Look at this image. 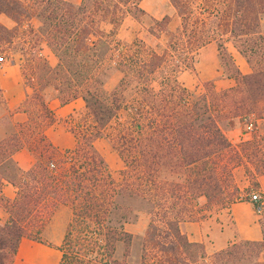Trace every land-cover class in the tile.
I'll list each match as a JSON object with an SVG mask.
<instances>
[{
  "label": "trees",
  "instance_id": "obj_1",
  "mask_svg": "<svg viewBox=\"0 0 264 264\" xmlns=\"http://www.w3.org/2000/svg\"><path fill=\"white\" fill-rule=\"evenodd\" d=\"M142 1L0 0V16L15 24L0 22V51L29 28V46L19 51L31 89L12 111L0 87L6 112L0 116V209L7 214L0 220V264H14L24 238L42 243L38 236L60 207L71 212L60 264H259L264 256V215L262 241L234 242L211 255L180 227L207 219L214 202H236L239 187L228 193L235 169L264 175L263 134L239 144L227 135L237 120L264 121V0H169L180 25L172 30L169 15L151 17L150 34L166 41L159 51L136 41L118 50V60L108 59L123 18L148 16ZM211 43L235 85L218 90L208 81L189 90L177 74L193 68ZM43 44L56 66L37 52ZM229 44L251 73L240 71ZM112 70L123 76L109 90ZM52 98L85 103L67 118L71 149H59L47 135L58 122ZM18 113L26 119L18 121ZM103 138L123 164L119 179L95 146ZM23 149L36 160L28 171L14 159ZM5 183L17 189L14 199L2 195ZM142 215L149 223L136 259L126 226Z\"/></svg>",
  "mask_w": 264,
  "mask_h": 264
},
{
  "label": "rangeland",
  "instance_id": "obj_2",
  "mask_svg": "<svg viewBox=\"0 0 264 264\" xmlns=\"http://www.w3.org/2000/svg\"><path fill=\"white\" fill-rule=\"evenodd\" d=\"M157 5H160L161 9H163L161 3L158 2ZM151 17L152 16L148 14V16L143 17L141 21H137L131 15H126L117 30V35L112 39L113 41L111 42V49L108 59L118 60V56L121 54L118 50H123L126 45L132 44L136 41L142 42L146 46L159 51L158 45L164 46L166 41L164 38L158 40L150 34L149 29L151 26H153ZM172 21L173 22H171L170 28L174 30L180 25V19L178 17L174 21V19L172 18ZM103 27L107 32H110L112 30V27L109 25H104ZM28 30V27L20 30L18 35L19 37H21V39H15L13 44L6 46L4 48L5 50L0 51V56H5L7 60L4 68L0 70V75H5L9 72L7 69L10 66L16 65L19 68L20 73L22 74L23 80L25 79L23 73L24 66H26V60L19 50H21L23 44H25V46H29L28 42L30 41V34ZM228 47L232 54L237 55L236 50L232 44H229ZM37 52H39L41 56H43L52 66L57 65V58L54 54V57H52V55L48 51H46V49L44 48V44L41 48H38ZM193 65V68H182V70L177 74L179 82L189 90L193 91L196 87L201 86L203 83L208 81H214V83L217 81L218 89H223L224 87L228 86L226 83H224L223 85L221 84V80L226 79V77L224 76L223 70L221 68L219 51L215 43H211L207 47L200 50V52L195 57ZM122 76L123 74L120 71L112 70L110 72L109 78L107 79L106 87L109 90L115 87L121 80ZM29 92H31V89H29ZM4 114H6V112L4 108L0 106V116ZM25 119L26 117L22 119L18 118L17 120L24 121ZM66 122L67 119H61L57 125L61 126L62 132L70 134L71 141L69 144H71V148H73L75 145V138L70 133L69 127L66 125ZM258 132L259 134L261 133L260 131ZM227 135L234 144H239L243 141L250 140L254 136L253 134H246L244 122H241L239 120L235 121L233 127L227 132ZM95 146L106 159L114 176L119 179L123 164L117 153L113 150L110 141L107 138H103L98 140L95 143ZM59 149L67 150L66 148L60 147ZM254 179L255 175L253 169L250 172L243 167L235 169L233 172V183L231 182V184H229L230 187H228V193L231 194L233 192V187L237 186L239 187L240 191L238 194H236L235 199L237 200L235 201L238 202L248 199V195L252 191L258 190L256 188L257 186ZM211 206L212 209L209 213H207V219L205 220L217 223L230 222V206H228L227 203L216 204V202H214L211 204ZM70 217V210L59 208L54 213L52 218L46 223L42 234L38 236L39 240L43 244L50 247H60L63 243ZM148 223L149 218L146 215H142L136 223L126 226L128 232L135 236L134 254L136 259L140 256L139 250L141 236H143ZM22 252L28 255H42V252L38 251V248L32 250L30 248L23 247ZM122 252L123 249L122 247H120L118 252L119 255H121Z\"/></svg>",
  "mask_w": 264,
  "mask_h": 264
},
{
  "label": "crops",
  "instance_id": "obj_3",
  "mask_svg": "<svg viewBox=\"0 0 264 264\" xmlns=\"http://www.w3.org/2000/svg\"><path fill=\"white\" fill-rule=\"evenodd\" d=\"M68 1L73 4L82 3V0ZM158 2L162 4L163 9H161L160 5H157ZM141 7L147 12V14L159 20L168 14L174 19V21L178 18L176 11L170 4L169 0H143L141 2ZM0 22L9 28L15 26L14 22L6 16H0ZM44 48L52 55V57H54L46 44H44ZM236 53L237 55H232L240 71L243 74L251 73L247 61L237 50ZM7 70L9 71L8 73L0 75V87L3 90L8 108L14 111L25 101L29 89L26 87L22 74L16 65L10 66ZM224 83L228 86L223 89H227L235 85V80L226 78L221 80V84L223 85ZM215 85L217 87V81L215 82ZM84 105L85 103L82 99H77L67 105H62L61 102L55 98L49 100V106L55 112L58 122L61 119H67L70 115L82 110ZM24 117L26 116L21 113L15 115L16 119H22ZM58 122L48 129L47 135L52 143L58 148L69 149L72 147V145L69 144L71 141L70 134L62 132L61 126L57 125ZM258 131L264 134V121L259 124ZM14 159L23 171L30 170L36 162L35 157L27 149L18 152ZM254 180L257 184L256 188L264 193V175H257ZM16 194L17 189L12 184H4L2 195L6 199H14ZM60 209L68 208L60 207ZM229 211L230 222L217 223L208 220L202 222H186L181 224V230L187 235L190 242L203 244L209 255L226 249L234 242H259L263 240V232L260 224L262 216L256 212L254 205L249 202L248 199L232 203ZM5 219H7V214L4 210L0 209V220ZM23 247L32 250L38 248V251L42 252V255H28L22 252ZM61 258L62 252L58 248L50 247L43 243L24 238L20 243L14 264H60ZM259 264H264V256L261 257Z\"/></svg>",
  "mask_w": 264,
  "mask_h": 264
},
{
  "label": "built area",
  "instance_id": "obj_4",
  "mask_svg": "<svg viewBox=\"0 0 264 264\" xmlns=\"http://www.w3.org/2000/svg\"><path fill=\"white\" fill-rule=\"evenodd\" d=\"M7 60L5 56H0V70H2L6 64ZM244 125H245V132L248 135H252L254 134L256 131L259 130V126L256 125L254 123V121L250 118L246 119L244 121ZM264 136V134H263ZM248 201L251 202L254 207L256 212L263 216L264 215V193L256 190V191H252L249 195H248Z\"/></svg>",
  "mask_w": 264,
  "mask_h": 264
}]
</instances>
